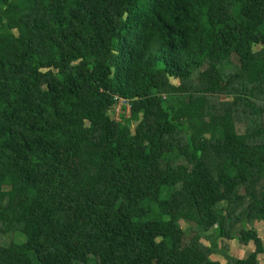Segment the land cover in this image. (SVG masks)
<instances>
[{"label": "trees", "instance_id": "trees-1", "mask_svg": "<svg viewBox=\"0 0 264 264\" xmlns=\"http://www.w3.org/2000/svg\"><path fill=\"white\" fill-rule=\"evenodd\" d=\"M255 220L264 0H0V264H259Z\"/></svg>", "mask_w": 264, "mask_h": 264}, {"label": "rangeland", "instance_id": "rangeland-1", "mask_svg": "<svg viewBox=\"0 0 264 264\" xmlns=\"http://www.w3.org/2000/svg\"><path fill=\"white\" fill-rule=\"evenodd\" d=\"M124 107L121 105L116 104V106L113 108L114 111V117L116 119L120 118V114L124 113L126 116H128L129 112H128V108L125 106V110ZM180 225L183 226V228H187V223H184L182 221H179ZM248 227H254V229L257 231L258 235L261 238V241L264 244V221L260 220V221H251L248 225ZM228 250L230 254H233L234 256L238 257V258H244L248 255L249 252H251L253 250V245L251 242H248L247 244H241L239 243V241H237V239L233 240V241H228ZM225 252L224 248L222 247V251L219 254H216L215 256H213V258H219L221 259L223 256V253ZM258 263L259 264H264V252L259 254L258 257Z\"/></svg>", "mask_w": 264, "mask_h": 264}]
</instances>
